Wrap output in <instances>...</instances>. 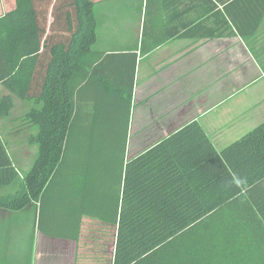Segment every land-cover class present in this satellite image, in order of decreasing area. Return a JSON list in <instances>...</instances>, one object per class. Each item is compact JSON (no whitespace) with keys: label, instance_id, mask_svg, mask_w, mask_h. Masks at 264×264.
I'll return each mask as SVG.
<instances>
[{"label":"trees","instance_id":"1","mask_svg":"<svg viewBox=\"0 0 264 264\" xmlns=\"http://www.w3.org/2000/svg\"><path fill=\"white\" fill-rule=\"evenodd\" d=\"M225 1L157 0L164 30L160 41L244 36L242 23L249 20L232 15ZM150 2L145 1L143 31ZM92 6L90 0H14L0 14V85L7 92L0 98V116L13 107V97L41 102L27 114L38 127L39 152L22 177L0 136V188L15 187L0 194V207L18 209L34 200L38 229L75 241L83 218L111 226V264H264V207L256 208L245 194L264 178V121L217 150L192 120L125 161L129 114L123 126H100L97 113L86 131L90 144H73L74 125L82 119L76 99L83 82L96 81ZM133 77L134 67L124 92L128 106ZM109 138L110 144H102ZM120 138V145L112 144ZM72 171L118 177L105 195L96 187L86 189L94 183L87 177L62 178L82 183L88 206L55 205L58 196L50 190L56 173ZM55 219L69 225L51 227ZM60 227L72 232L59 234Z\"/></svg>","mask_w":264,"mask_h":264},{"label":"crops","instance_id":"2","mask_svg":"<svg viewBox=\"0 0 264 264\" xmlns=\"http://www.w3.org/2000/svg\"><path fill=\"white\" fill-rule=\"evenodd\" d=\"M90 1L95 25L91 67L96 66V81L83 82L76 99L82 119L74 125L78 132L73 144H90L86 131L97 113L94 121L100 126H123L124 116L129 114L125 161L192 120L202 126L217 150L264 121V0L225 1L232 15L249 20L242 23L247 31L244 36H173L161 41L164 30L157 0L150 2L144 31L146 0ZM218 8L222 9V4ZM133 67L128 106L124 92L130 86ZM18 99L27 105L25 116L41 103ZM112 144L120 145L121 138ZM119 150L118 146L116 154ZM81 152L78 149L77 154ZM56 174L50 193L58 199L53 203L81 209L88 206L82 198V183L62 178L87 177L94 183L89 181L86 189L96 187L98 194L105 195L111 180L118 177L108 171ZM7 193L6 187L0 188V194ZM245 194L256 208L264 207V178ZM61 195L67 199H60ZM37 219L38 203L34 200L18 209L0 207V264H111L115 240L111 226L83 218V227L88 219L94 228L88 234L82 228L75 241L41 232ZM67 221L55 219L50 226L69 225ZM63 231L72 232L62 227L58 232Z\"/></svg>","mask_w":264,"mask_h":264},{"label":"rangeland","instance_id":"3","mask_svg":"<svg viewBox=\"0 0 264 264\" xmlns=\"http://www.w3.org/2000/svg\"><path fill=\"white\" fill-rule=\"evenodd\" d=\"M13 6L14 0H0V14L8 11ZM5 94H7V92L5 93L4 88L0 87V98ZM26 107L27 105L22 101L13 97V107L8 110L6 115L0 116V136L5 142L12 161L21 175L28 172L27 168L30 167V165L32 166V162L39 152L38 132L36 131L37 125L27 117L28 115H24ZM20 158L22 159L21 161ZM20 167L23 168V170H21ZM14 190V186L7 188L8 192ZM93 228L92 222L87 219L83 227L84 234H88V231Z\"/></svg>","mask_w":264,"mask_h":264}]
</instances>
